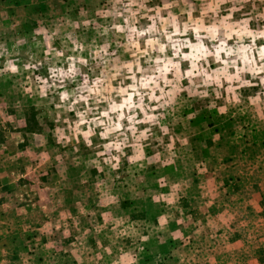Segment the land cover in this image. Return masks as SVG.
Masks as SVG:
<instances>
[{"label": "rangeland", "instance_id": "rangeland-1", "mask_svg": "<svg viewBox=\"0 0 264 264\" xmlns=\"http://www.w3.org/2000/svg\"><path fill=\"white\" fill-rule=\"evenodd\" d=\"M0 264H264V0H0Z\"/></svg>", "mask_w": 264, "mask_h": 264}, {"label": "clouds", "instance_id": "clouds-1", "mask_svg": "<svg viewBox=\"0 0 264 264\" xmlns=\"http://www.w3.org/2000/svg\"><path fill=\"white\" fill-rule=\"evenodd\" d=\"M118 27V26H117ZM122 30V29H119ZM151 31H155L154 26H150ZM131 31L135 32L136 29L133 28L131 29ZM144 32H140L138 33V35H144ZM209 39L212 40H216L217 44L213 45V49L211 51H209L207 48H205L203 46V44H200L199 47L201 49V51L204 53V55H202L200 57V59H204L205 63H207L206 57L207 56H212V57H216L218 52H226L227 55H232V51L231 49H228L226 46V41L227 39H230V36H225L223 39H221L218 30H216V35L212 36V37H208ZM186 46H191V45H186ZM156 51L159 52H163L164 51V47H159L156 49ZM175 52H178L179 50L176 49L174 50ZM143 55H147V52L145 51L144 53H142ZM58 55H62V53H58ZM175 61V62H174ZM153 63H155L156 67L155 68H149V69H144L141 68L137 65V70L141 73H146V72H150L151 75H145L142 76L140 79L136 78V74L132 73L128 78L131 79L133 81V84L130 85L129 87L131 88V93H128L127 90H125V94L126 96H136L137 97V102L136 103H132L131 100L129 99L128 102L126 103V107L131 110L133 108H139L141 110L145 109L148 107V105L144 104V97L147 96L149 98V102L151 103V101H157V105L156 107H164L167 103H169L168 100L165 99L166 96H169L170 93L169 92H165L164 89L167 88L170 84H173V81L168 79V73L165 71L164 69V65H170V67L168 68V72H172L173 75H175V72L179 71V62L175 60V55L171 58H156ZM225 67L222 69V71L224 73H227V68L228 67H235V61H225ZM125 67L129 68V71H131V65H125ZM13 72L17 71V69L15 67H13L11 69ZM244 69H241V71H243ZM198 75H207L209 77V79H215V76L212 74L207 73L206 70H202L198 73H196ZM233 77L232 76H228V80L231 81ZM161 84H163V87H161ZM140 88H147V91L141 92L139 91ZM113 91H115L116 89H112ZM157 92L160 93L159 96H157ZM64 97L66 98L67 94H63ZM204 95H207V93H204ZM159 101H164L163 104H160ZM156 107H153L150 109V111L155 112L156 111ZM114 111L120 112V108L119 106H117L116 108L113 109ZM102 115L104 116H108L107 112L102 113ZM145 115L147 116L148 113L145 112ZM118 120H124V119H128L130 126L132 125L133 122L135 123H145L151 120H155L156 117L154 116H149L148 117V121L145 120H136L135 117V113H133V115L125 117L122 113L118 116L117 118ZM122 127V125L120 124H115L112 126L111 130L112 131H119L120 128ZM131 130V127L130 129ZM102 138H107L106 134H102ZM86 141H87V135H86ZM89 144L91 143L90 141H87ZM108 147V146H106ZM114 159H119L118 157H115Z\"/></svg>", "mask_w": 264, "mask_h": 264}]
</instances>
